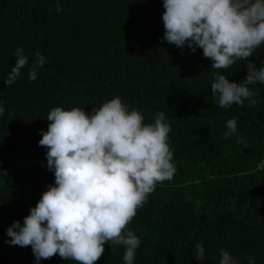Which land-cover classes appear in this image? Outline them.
I'll use <instances>...</instances> for the list:
<instances>
[{
  "label": "trees",
  "instance_id": "16d2710c",
  "mask_svg": "<svg viewBox=\"0 0 264 264\" xmlns=\"http://www.w3.org/2000/svg\"><path fill=\"white\" fill-rule=\"evenodd\" d=\"M59 2L61 11L56 12ZM163 0H0V264H37L31 246L7 241L23 224L54 173L39 145L54 107H93L119 96L145 123L164 112L176 171L158 183L128 225L140 238L135 264H219L221 248L240 264H264V84L256 106L220 108L211 92V61L203 50L163 40ZM22 47L31 66L46 59L37 78L28 67L11 86L4 80ZM260 67L264 44L249 58ZM247 61L221 74L239 83ZM9 113L12 118L9 119ZM237 132L227 139L226 122ZM197 243L205 249L195 257ZM124 249L105 252L96 264H124ZM39 264H76L58 254Z\"/></svg>",
  "mask_w": 264,
  "mask_h": 264
},
{
  "label": "clouds",
  "instance_id": "9594fccd",
  "mask_svg": "<svg viewBox=\"0 0 264 264\" xmlns=\"http://www.w3.org/2000/svg\"><path fill=\"white\" fill-rule=\"evenodd\" d=\"M163 40L185 46L211 61V92L220 108L256 106L264 84V63L256 67L249 58L264 44V0H163ZM59 2L56 12L61 11ZM4 82L11 86L29 65L22 47ZM247 61V75L235 82L220 70ZM46 59L38 51L28 67L35 80ZM5 113L0 102V117ZM12 113H9V119ZM41 130L39 145L46 148L47 169L54 173L41 198L29 209L23 224L8 229L10 245L31 246L37 264L57 254L76 264H96L110 245L112 252L123 247L124 264H135L140 238L128 225L154 192L158 183L171 180L176 168L169 145L171 128L164 112L145 123L135 108L129 110L119 96L93 107L91 113L74 107L52 108ZM225 139L237 132L236 118L226 122ZM2 163V162H0ZM0 174H6L0 170ZM197 260L203 261L202 243L195 245ZM219 264H240L227 249L219 250ZM249 264H255L248 257Z\"/></svg>",
  "mask_w": 264,
  "mask_h": 264
}]
</instances>
